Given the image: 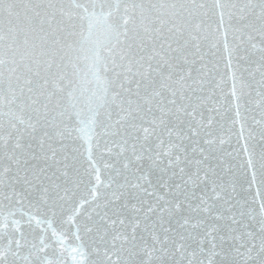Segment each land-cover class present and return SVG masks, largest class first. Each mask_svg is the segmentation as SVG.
I'll use <instances>...</instances> for the list:
<instances>
[{"label": "snow or ice", "instance_id": "6c2138e0", "mask_svg": "<svg viewBox=\"0 0 264 264\" xmlns=\"http://www.w3.org/2000/svg\"><path fill=\"white\" fill-rule=\"evenodd\" d=\"M0 264H264V0H0Z\"/></svg>", "mask_w": 264, "mask_h": 264}]
</instances>
